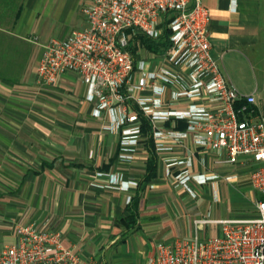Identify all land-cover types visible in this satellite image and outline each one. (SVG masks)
Masks as SVG:
<instances>
[{
  "label": "crops",
  "instance_id": "obj_1",
  "mask_svg": "<svg viewBox=\"0 0 264 264\" xmlns=\"http://www.w3.org/2000/svg\"><path fill=\"white\" fill-rule=\"evenodd\" d=\"M84 1L0 0V249L16 241L18 224L34 223L60 231L62 245L93 264H145L159 242L221 233L219 223L199 219L256 215L259 194L247 179L252 165L230 164L224 153L196 146L190 136L159 154L147 127L133 157L121 159L117 135L101 129L103 117L90 115L76 73L65 72L56 85L38 83L42 44L76 29L68 18ZM203 3L211 57L228 82L254 94L264 115V0ZM173 125L184 127L182 121ZM164 158L189 164L172 166L167 176ZM150 162L154 168L145 178ZM185 167L191 175L215 177L190 180L192 195L174 178ZM98 171L117 174L128 188L92 185L107 181ZM230 174L237 177L225 179ZM230 190L242 191L250 210L210 216L211 201Z\"/></svg>",
  "mask_w": 264,
  "mask_h": 264
},
{
  "label": "built area",
  "instance_id": "obj_2",
  "mask_svg": "<svg viewBox=\"0 0 264 264\" xmlns=\"http://www.w3.org/2000/svg\"><path fill=\"white\" fill-rule=\"evenodd\" d=\"M81 12L85 26L42 44L37 81L52 86L65 72L76 73L90 115L103 117L101 129L117 135L119 158L133 157L147 127L159 154L190 136L196 146L224 153L230 164L253 167L247 179L259 194L256 215L199 219L219 223L221 234L159 242L145 264H264V115L255 108L254 94L228 82L211 57L203 0H90ZM137 35L156 47L148 48ZM175 121L184 127H175ZM182 164L189 163L164 158V174ZM96 175L107 181L92 185L129 186L115 173ZM214 177L191 175L186 167L174 174L192 195L190 180ZM15 233L16 241L0 249V264H93L64 247L58 230L20 223Z\"/></svg>",
  "mask_w": 264,
  "mask_h": 264
},
{
  "label": "rangeland",
  "instance_id": "obj_3",
  "mask_svg": "<svg viewBox=\"0 0 264 264\" xmlns=\"http://www.w3.org/2000/svg\"><path fill=\"white\" fill-rule=\"evenodd\" d=\"M87 2L88 1L85 0L78 6L77 10L73 11L72 19L71 16H69L68 19H70L69 22L72 24V28L81 27L78 26L81 20L84 19V16L81 14V9ZM247 206L248 204L242 195V191L230 190L227 194L220 196L217 201H211L209 206L210 216H215L216 214L221 216H243L250 210ZM200 238L203 237L200 236Z\"/></svg>",
  "mask_w": 264,
  "mask_h": 264
},
{
  "label": "trees",
  "instance_id": "obj_4",
  "mask_svg": "<svg viewBox=\"0 0 264 264\" xmlns=\"http://www.w3.org/2000/svg\"><path fill=\"white\" fill-rule=\"evenodd\" d=\"M17 14H18V11L15 12L14 16H17ZM137 37L148 48L153 49V48L156 47V42L152 41L151 39H148V38H146V37H144L142 35H137ZM148 168H149L148 169V174H147V176L145 178H147L149 175H151V173L153 171L154 166H153V163L152 162L149 163V167ZM133 214H135V210L134 209H133Z\"/></svg>",
  "mask_w": 264,
  "mask_h": 264
}]
</instances>
